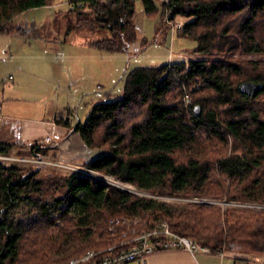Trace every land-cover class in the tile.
<instances>
[{
	"label": "trees",
	"instance_id": "obj_1",
	"mask_svg": "<svg viewBox=\"0 0 264 264\" xmlns=\"http://www.w3.org/2000/svg\"><path fill=\"white\" fill-rule=\"evenodd\" d=\"M51 2L0 0V35H23L14 21ZM142 3L148 16L160 12L156 0ZM69 4L75 19L67 34L108 32L91 48L128 52L137 41L136 0ZM167 16L184 19L176 32L197 42L196 53L223 58L139 67L127 76L122 98L95 105L72 130L71 110L56 114L69 134L104 151L78 170L0 164V264H66L115 244L106 228L123 217L139 218L147 230L168 222L214 254L234 243L264 253V208L179 201L208 197L264 207V0H170L161 5L160 29ZM245 83L260 87L255 97L242 92ZM51 149L34 145L28 155L44 159ZM0 154L23 155L20 145L2 142Z\"/></svg>",
	"mask_w": 264,
	"mask_h": 264
},
{
	"label": "rangeland",
	"instance_id": "obj_2",
	"mask_svg": "<svg viewBox=\"0 0 264 264\" xmlns=\"http://www.w3.org/2000/svg\"><path fill=\"white\" fill-rule=\"evenodd\" d=\"M156 4L160 12L148 16L142 0H136L138 38L128 52L119 53H107L89 46L90 42L107 38L109 34L106 31L83 30L67 34L69 20L75 19V15L70 12L69 0H52L48 7L24 13L14 21V27L21 29L23 35H0V104L6 98L10 99L14 103L10 109H16L19 116L50 121L53 120L54 112L62 114L71 110V119L84 123L95 105L122 98L127 76L139 67L223 58L218 54L196 53L197 42L179 36L176 31L173 32V24L168 23V17L165 18L166 27L162 26L160 29L162 22L160 0H156ZM173 23L183 25L184 19L177 18ZM10 57H13L11 64L5 65L3 59ZM10 76H13L14 80H9ZM8 86L12 88L9 89ZM20 147L23 155L19 157L30 158L28 153L32 146L25 144ZM98 153L100 155L104 151ZM20 164L33 166L27 162ZM62 167L73 169L67 165ZM89 173L111 186L127 185V190L133 195L142 198L153 197L133 186L129 189V184L117 181L113 177ZM179 201L217 204L222 207L233 205L257 209L258 206L218 202L208 197ZM243 245L231 244L225 252L246 254L252 261L264 264V253L246 251L242 248ZM196 255L200 258L203 253L200 250ZM216 257L220 259L216 255H209L207 258ZM203 258L201 262L206 263Z\"/></svg>",
	"mask_w": 264,
	"mask_h": 264
},
{
	"label": "built area",
	"instance_id": "obj_3",
	"mask_svg": "<svg viewBox=\"0 0 264 264\" xmlns=\"http://www.w3.org/2000/svg\"><path fill=\"white\" fill-rule=\"evenodd\" d=\"M170 0H160L161 5L168 4ZM168 23H172V31L180 29V23L170 21V16H167ZM60 137L57 135L46 136L37 141H32L28 145H59ZM58 142V143H57ZM31 163L35 167H45L50 165L63 166L61 164L51 163L45 159L30 156V158L5 156L0 154V164L6 165L10 163ZM71 169V168H70ZM87 174L90 171L79 170ZM123 187L115 186L121 190ZM131 189V185L129 187ZM128 193L131 192L127 190ZM126 192V191H125ZM261 209L264 207H258ZM108 234L116 239L115 244L107 246L100 250H91L85 254L70 260L66 264H147L148 258L156 253L165 251H186L195 256L200 250L206 255L214 254L209 247H201L191 238L176 233L172 230L168 222H161L153 229L142 228V223L139 218H115L112 219L107 226ZM221 256L224 252L218 253Z\"/></svg>",
	"mask_w": 264,
	"mask_h": 264
},
{
	"label": "crops",
	"instance_id": "obj_4",
	"mask_svg": "<svg viewBox=\"0 0 264 264\" xmlns=\"http://www.w3.org/2000/svg\"><path fill=\"white\" fill-rule=\"evenodd\" d=\"M4 52L8 53L6 51ZM12 60L13 57H10L9 59H3L2 62L5 65H10ZM9 80H14L13 76H10ZM8 88L11 89L12 87L8 86ZM3 97H5L4 91ZM6 99L4 100L3 98L4 101L0 104V142L25 145L46 136L57 135L61 139L59 140V145L56 143L53 145H45L50 146L52 149L44 159L51 163L67 165L77 170L84 163L92 161L99 155L97 150H91L87 147L78 133L73 132L69 134L72 128L81 121L76 122L71 119L70 130L56 122V112L52 114L53 120L51 121L38 118H23L19 116L16 109H10L14 103L10 99ZM212 255H216L220 259H217V257L208 259L207 257L209 255L204 253L198 258L197 255L193 256L186 251H165L150 256L147 264H203L204 262H201V258L203 257L206 262L204 264H260L252 261L249 255L246 254H226L224 251L223 256L220 254Z\"/></svg>",
	"mask_w": 264,
	"mask_h": 264
},
{
	"label": "water",
	"instance_id": "obj_5",
	"mask_svg": "<svg viewBox=\"0 0 264 264\" xmlns=\"http://www.w3.org/2000/svg\"><path fill=\"white\" fill-rule=\"evenodd\" d=\"M241 90L244 94L248 95V96H251V97H255L256 94L259 92L260 90V87L254 83H245L242 87H241ZM94 173V172H92ZM96 174V173H94ZM87 175L91 176L92 178L96 179V180H99L103 183H105L106 185H108L107 182H105L104 180H102L101 178H99L98 176H94L93 174L91 173H87ZM126 192H128L127 190H124ZM130 193V192H129Z\"/></svg>",
	"mask_w": 264,
	"mask_h": 264
},
{
	"label": "bare ground",
	"instance_id": "obj_6",
	"mask_svg": "<svg viewBox=\"0 0 264 264\" xmlns=\"http://www.w3.org/2000/svg\"><path fill=\"white\" fill-rule=\"evenodd\" d=\"M125 188H128V186H126Z\"/></svg>",
	"mask_w": 264,
	"mask_h": 264
}]
</instances>
